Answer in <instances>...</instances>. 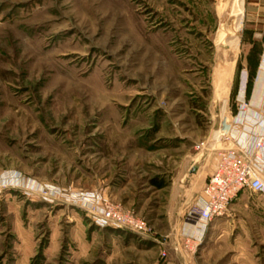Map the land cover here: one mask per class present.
Returning a JSON list of instances; mask_svg holds the SVG:
<instances>
[{
	"label": "rangeland",
	"instance_id": "rangeland-1",
	"mask_svg": "<svg viewBox=\"0 0 264 264\" xmlns=\"http://www.w3.org/2000/svg\"><path fill=\"white\" fill-rule=\"evenodd\" d=\"M231 5L0 0V264L205 263L204 234L192 252L180 232L179 257L165 242L169 191L182 155L234 109L247 36L242 18L227 37ZM90 192L150 231L96 224L79 204ZM230 206L264 230V194L244 190Z\"/></svg>",
	"mask_w": 264,
	"mask_h": 264
},
{
	"label": "crops",
	"instance_id": "crops-1",
	"mask_svg": "<svg viewBox=\"0 0 264 264\" xmlns=\"http://www.w3.org/2000/svg\"><path fill=\"white\" fill-rule=\"evenodd\" d=\"M242 18L247 38L244 37V51L243 54H240L242 69L238 76L235 106L230 111L229 117L223 118L222 122L223 128L229 132L232 138L237 137L241 133V127L233 126L231 121L232 116L236 113L238 100L241 97H245L248 101V114L250 116L264 110V0H241L240 18L236 28L232 30L237 35V38L240 35ZM249 37L259 40L260 47L255 55L251 54ZM242 89H245V93H243ZM252 125L248 121L245 128ZM210 133L211 131L206 136V139ZM230 140L219 139L216 145H232ZM207 148L199 147L198 151L193 154L186 153L182 155L176 167V173L171 180L169 201L172 210L169 214L171 218H169L173 227L170 228L169 234L165 237V242H168L177 255L182 250V246L177 240L179 233L184 232L189 235L196 233L194 223L189 220L182 222L180 231L177 230L174 233V227L179 225L177 223L178 215L182 211L188 210L194 199L200 195L203 185L214 171L217 163L216 151ZM262 155L264 156V148ZM199 172L198 179L195 181L193 178ZM192 179V184H185L186 180L191 181ZM190 201L191 204L189 206L186 205ZM245 205L246 201L242 199L230 207L232 210L237 211ZM244 221L240 215L238 216L235 212L232 213L228 210L227 214L213 219L208 224L204 232L206 239L204 264H264V248L262 245L264 243V240L262 241L264 239V230L259 224V219L255 220L259 224V229L258 226L256 227L258 231H254L252 227L251 229H246V226L242 224ZM251 221L254 222L252 219ZM237 223L241 224V226L243 225L242 229H235ZM214 239L218 243V245L215 244V247L213 245Z\"/></svg>",
	"mask_w": 264,
	"mask_h": 264
},
{
	"label": "built area",
	"instance_id": "built-area-1",
	"mask_svg": "<svg viewBox=\"0 0 264 264\" xmlns=\"http://www.w3.org/2000/svg\"><path fill=\"white\" fill-rule=\"evenodd\" d=\"M242 91L245 93V89ZM231 121L233 126L241 127L240 135L232 138L227 130L219 126L200 145L202 148L214 149L218 158L200 195L187 211L186 219L194 223L196 233L189 235L182 232V236L186 247L192 252L201 241L208 224L227 214L230 203L242 191L264 194V110L250 116L248 101L241 97ZM248 121L253 125L245 128ZM219 139H231L232 145H216ZM79 204L86 208L98 225L129 228L139 234L150 231L144 218L100 194L90 192L84 195ZM194 241L192 248L189 245Z\"/></svg>",
	"mask_w": 264,
	"mask_h": 264
},
{
	"label": "bare ground",
	"instance_id": "bare-ground-1",
	"mask_svg": "<svg viewBox=\"0 0 264 264\" xmlns=\"http://www.w3.org/2000/svg\"><path fill=\"white\" fill-rule=\"evenodd\" d=\"M231 4H232L231 8L228 10L227 18L225 20L226 21L225 24H226L227 29H228V35L230 34L227 37H230L232 35L231 30H234L236 28L237 22L240 18V14H241V0H231ZM232 39H233V37H232Z\"/></svg>",
	"mask_w": 264,
	"mask_h": 264
},
{
	"label": "trees",
	"instance_id": "trees-1",
	"mask_svg": "<svg viewBox=\"0 0 264 264\" xmlns=\"http://www.w3.org/2000/svg\"><path fill=\"white\" fill-rule=\"evenodd\" d=\"M151 182H152V184L156 185L157 187H162L166 184L165 181L157 180L156 178H152Z\"/></svg>",
	"mask_w": 264,
	"mask_h": 264
}]
</instances>
